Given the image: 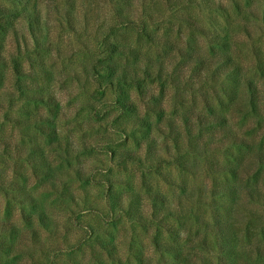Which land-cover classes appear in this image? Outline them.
Wrapping results in <instances>:
<instances>
[{
  "label": "rangeland",
  "instance_id": "1",
  "mask_svg": "<svg viewBox=\"0 0 264 264\" xmlns=\"http://www.w3.org/2000/svg\"><path fill=\"white\" fill-rule=\"evenodd\" d=\"M195 1L30 0L38 34L26 43L28 9L12 5L29 72L20 84L30 89L17 90L12 63L3 65L15 55L3 21L0 264H264V165L252 163L264 154L261 0H221L220 13L200 11ZM189 17L206 29L178 21ZM110 22L109 39L120 35L116 42L139 50L120 63L160 70L139 88L106 87L96 41ZM220 36L229 37L224 49ZM184 50L194 52L192 61ZM223 50L238 62L235 82L211 58ZM5 53L11 58L2 61ZM246 78L257 85L260 113L241 94ZM123 90L136 112L115 106ZM37 94H51L54 105L35 102ZM197 112L226 116L244 145L213 143L208 129L199 131ZM138 116L151 127L135 124ZM127 150L134 159L122 157Z\"/></svg>",
  "mask_w": 264,
  "mask_h": 264
},
{
  "label": "trees",
  "instance_id": "2",
  "mask_svg": "<svg viewBox=\"0 0 264 264\" xmlns=\"http://www.w3.org/2000/svg\"><path fill=\"white\" fill-rule=\"evenodd\" d=\"M30 0H1L0 1V27L1 23L3 22L6 26H4V30L6 34H12L14 38L15 43V55L13 59H10L9 61H4L7 57L11 58L10 53H5V56H3L2 61H4L3 65H6L7 63L11 62V74L14 77L12 81V85L17 90H29L30 88H21L20 84V77H28L29 72H25L22 68V64L20 59L24 58L21 54H19V48H20V37L18 36V29L15 27V24L13 23L12 19L13 17L17 16L18 9L13 8V4L20 3L23 5L24 10L21 13L22 21L24 22V34L23 39L26 43V36L31 39V41H37V34L38 31L35 29L37 19L39 18V12L35 5H32L30 8H27L30 5ZM176 1V0H175ZM174 0H167V2H175ZM195 6L200 11L210 12V13H220L224 11V5L221 0H196L194 2ZM262 9L261 16L262 21L264 22V0H261ZM11 5V6H10ZM216 16V14H215ZM114 17L116 21L122 17L121 13H119V10H117V13L114 14ZM126 17V16H125ZM126 19V18H124ZM191 17L189 18H180L178 19L179 22L182 24L187 25L188 27H194V30L198 31L199 33L206 29L201 25H197L195 23H192V20L190 21ZM213 17L209 19L210 21H207L208 24L212 23ZM115 21V22H116ZM115 25L113 22H110L106 25V30L103 32L102 37L97 39L96 43L98 48L100 49V52L103 53L104 58L103 64H101L102 69H104L105 75L102 77L104 78V82L106 84V87L110 90L127 87L128 85H135L137 88L140 87V83L142 79L148 77L153 70L148 68L147 62L145 63V66H141L139 68H132L128 64H122L120 63V60L122 59H137L139 58V50L131 45H125V44H119L117 39L120 38V35H118V38L115 40H111L108 38L109 35H111V30H113V27ZM142 32H146L145 29L142 30ZM113 35V34H112ZM150 34H147V37ZM223 42L220 43V48L224 49L229 44V37L228 36H220L219 37ZM179 49V48H178ZM179 51H181L179 49ZM185 55H181L183 59H187L192 61L194 52H186ZM220 54H214L212 55V59L216 61L217 65H223L227 67L228 73L226 74L227 80L234 81V76L238 74V62L234 60L233 55L228 52L227 50H223L219 52ZM203 56H197L194 58L195 62L197 64L203 63ZM154 72V71H153ZM154 73L155 76L160 73V70H156ZM242 84L244 88L241 90V94L244 95V97L247 100V104L249 106V111L252 113H260L259 111V105H258V89L257 85L250 79L246 78L242 80ZM44 94H37L34 96L33 99L37 103H43L49 107H52L54 105L55 100L54 97L49 94L47 96H43ZM115 106L118 108L119 111H126L129 113L136 112V104L135 102L126 94L125 90H123V93H118V98L115 100ZM159 110H157L158 113ZM160 117V114H158ZM40 116H35V119H38ZM195 122L199 126V131L201 129H208L209 132L208 138L215 143L216 141H224L228 142L229 145H244L245 138L237 135V133L234 131L233 127L228 124V118L224 116L221 113L211 112L209 114H203L202 112H197L194 115ZM42 122L47 123V118L45 120H41ZM135 124L137 123L139 127H142L144 129H148L151 127L150 121L148 119L142 118V117H136ZM183 122L185 123L186 121ZM55 129H52V131ZM184 131L187 133L190 131V128H185ZM200 134V133H199ZM51 139H55V137L51 136ZM133 155V152L130 151H124L122 154L123 158H129L134 159L131 157ZM254 158L252 160V163L254 164H260L264 165V154L262 152H256L254 155ZM251 164V162L249 163ZM253 191H251L252 193ZM44 218V214L42 211L37 212V219L39 222L42 223ZM217 222L215 224L216 229L221 231V220L216 218ZM14 226H11V224L6 228L9 231H12ZM158 242H154V245H157ZM167 245V244H166ZM167 249H170V246H168ZM174 249V248H171ZM171 249L169 251H171ZM168 251V253H170Z\"/></svg>",
  "mask_w": 264,
  "mask_h": 264
}]
</instances>
